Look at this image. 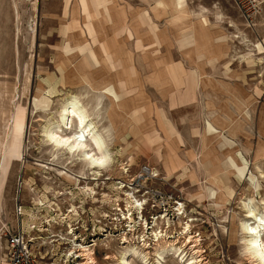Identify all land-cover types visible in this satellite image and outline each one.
<instances>
[{"label": "rangeland", "instance_id": "rangeland-1", "mask_svg": "<svg viewBox=\"0 0 264 264\" xmlns=\"http://www.w3.org/2000/svg\"><path fill=\"white\" fill-rule=\"evenodd\" d=\"M163 1L119 0L114 24L96 21L99 35L112 28L101 42L117 69L99 45L95 67L78 51L65 61L68 43H88L82 26L83 39L65 37L64 0H0V264L7 232L26 234L40 264H87L83 249L95 264H124L135 248L128 264H262L243 225L264 224V9L250 28L233 0ZM191 32L195 46L184 42ZM165 63L195 76L188 101L176 74L171 91L153 80ZM72 97L108 143L100 171L46 142L45 126ZM209 122L219 134L206 135ZM260 235L264 246V225Z\"/></svg>", "mask_w": 264, "mask_h": 264}, {"label": "crops", "instance_id": "crops-1", "mask_svg": "<svg viewBox=\"0 0 264 264\" xmlns=\"http://www.w3.org/2000/svg\"><path fill=\"white\" fill-rule=\"evenodd\" d=\"M65 3L69 4V8H66V11H69V16H67V20H69L68 22L71 23V26L66 25L65 26V37L70 38V36H74L75 32H78L80 37L82 38L83 34L81 33V26L83 27V30L85 31L84 35L86 38V41L88 44H86V46H78V47H72L70 46L71 44L68 43L66 47H64V56L65 57V61L66 58H72L74 56H76L77 51L82 53H85L90 62L92 63L93 67L97 66V63L100 64V62L98 61V57L101 54V51L99 48L97 47H93V45H99L102 49V52L105 54L106 56V60L107 63L109 62L113 68H117L118 69V64H114V59L115 57H113L114 55V48H112V44L111 43H106V42H101L103 38H105L108 33L110 31H112V28L109 27V30L107 29L108 27H104L105 32L104 34L101 33L102 35L98 34V31L95 29L94 25L96 23V21H101L103 24L107 23L106 26H108V24H114L113 21V17L115 18L117 16V14L115 13V11L113 10L114 8H117V1L119 0H64ZM177 1V0H176ZM76 2L77 4V8L76 10H74L75 12H73V16L72 14V3ZM138 2H140L143 6L144 3L146 5H149V7L151 6H155V7H162L159 4L163 3V0H138ZM188 3V0H186V5ZM130 5H128L129 7ZM175 6L177 7L176 3ZM126 10V13L123 12L122 14V18H121V23H125L123 24L122 29L120 30V32H126L128 31V27L126 26V21H125V17H129V11L128 8L125 7L124 8ZM79 14V16H78ZM113 15V17H112ZM204 17V16H203ZM70 28H72L73 30L70 32ZM78 28V29H77ZM111 29V30H110ZM83 39V38H82ZM91 41V42H88ZM184 42L186 45L188 44H192V45H196V38L193 36V32L185 35V39ZM110 50L113 52V54H110ZM83 55V54H82ZM67 63V62H66ZM159 64H157L155 66L158 67ZM165 66L157 69L153 72V80L158 83V84H162V85H170L169 90L171 91L173 86L172 84L175 86V82L173 79V74H176L177 77L180 78L181 82L183 84L180 83V85L175 86V90H177L178 95L181 97V99L183 101H188L189 97H191V93H192V89L193 86L196 82H194L196 80L194 75H190L188 74L182 67H175V66H171L169 63H165ZM180 69H183L182 71ZM60 70L62 71V68H60ZM154 70V69H153ZM123 71V76L122 78H125V80L121 81V86L123 89V93L124 94H129V84L128 83H132L134 82V78H135V69L132 67L131 71L129 73V71L124 68ZM184 88V89H183ZM167 90V91H169ZM107 91H109V94L113 95L115 94L117 96V100H120V95H118L113 87H109L107 84ZM174 91V89H173ZM113 92V93H112ZM105 95V92H103ZM114 96V95H113ZM115 98V97H114ZM176 97L171 96V105L174 106L175 104V99ZM116 101V99H115ZM166 121V124L168 126V128L170 129V131H174L177 134V131L175 130L174 126L172 123H169L166 120V117H163ZM221 130H219L217 127H215L211 122H209L208 125V129L206 131V135H209L210 137L214 136V134L220 132ZM179 138V142L182 143V140L180 137ZM193 157V156H192Z\"/></svg>", "mask_w": 264, "mask_h": 264}, {"label": "bare ground", "instance_id": "bare-ground-1", "mask_svg": "<svg viewBox=\"0 0 264 264\" xmlns=\"http://www.w3.org/2000/svg\"><path fill=\"white\" fill-rule=\"evenodd\" d=\"M176 5L178 8H183L186 5V0H177ZM44 99L45 97L40 100L39 104L42 105ZM116 101L118 102L119 100ZM57 119L55 122L47 124V126L44 128L46 142L52 146L55 152L58 154L64 152L70 155V159H75V161L85 163L86 167L92 171H100L101 169L107 167L108 163L111 161V154L108 149L106 138L99 132L96 122H94V119L92 118L88 109L83 105L78 97H72L67 100V102L62 106ZM219 133L220 132L216 134ZM221 140L224 145H227L224 139L221 138ZM229 158L234 161L235 167H242L244 164L239 161L236 153L229 156ZM240 158L242 159V157ZM173 169L175 168L173 167ZM223 180L224 179L222 178H218L217 184L219 185L220 183H223ZM229 181L230 180H224V182H227V184ZM249 213L248 214L250 215L251 219L258 217H256L252 208H250ZM259 221L260 222H257V225L255 224L256 226L254 225L255 227L249 226L247 224L243 226L244 230L249 232L250 238L248 242L251 255L260 261L255 253L261 248H264L263 243L260 242V231L264 224L261 219ZM128 253L129 254H126V256L123 258L124 264H128V256L131 257V255H136L138 253V248L132 249ZM81 257L86 259L87 264H95L94 259L87 249L82 250Z\"/></svg>", "mask_w": 264, "mask_h": 264}, {"label": "built area", "instance_id": "built-area-1", "mask_svg": "<svg viewBox=\"0 0 264 264\" xmlns=\"http://www.w3.org/2000/svg\"><path fill=\"white\" fill-rule=\"evenodd\" d=\"M240 14L250 28L255 27L258 16L264 9V0H233ZM6 262L5 264H40L32 241L26 234L6 233Z\"/></svg>", "mask_w": 264, "mask_h": 264}, {"label": "clouds", "instance_id": "clouds-1", "mask_svg": "<svg viewBox=\"0 0 264 264\" xmlns=\"http://www.w3.org/2000/svg\"><path fill=\"white\" fill-rule=\"evenodd\" d=\"M255 255L260 259V261L262 262V264H264V248H261L260 250H258Z\"/></svg>", "mask_w": 264, "mask_h": 264}]
</instances>
